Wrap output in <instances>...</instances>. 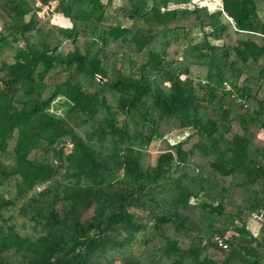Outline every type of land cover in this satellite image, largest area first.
Segmentation results:
<instances>
[{
    "label": "trees",
    "instance_id": "1",
    "mask_svg": "<svg viewBox=\"0 0 264 264\" xmlns=\"http://www.w3.org/2000/svg\"><path fill=\"white\" fill-rule=\"evenodd\" d=\"M218 1L0 0V264H264V0Z\"/></svg>",
    "mask_w": 264,
    "mask_h": 264
},
{
    "label": "rangeland",
    "instance_id": "2",
    "mask_svg": "<svg viewBox=\"0 0 264 264\" xmlns=\"http://www.w3.org/2000/svg\"><path fill=\"white\" fill-rule=\"evenodd\" d=\"M122 3H123V0H111V6L106 9L105 15L106 16H111L113 14V9L118 7V6H120ZM191 5H196L197 7H205V9L208 12H214V11L218 10L219 7H220V3H219L218 0H189V4L186 5V7L187 6H191ZM169 7L171 8V6H169ZM57 9H58V1H55V2L50 3L48 6L40 7L37 10L36 14L40 18H42L46 22H48L50 25H55V26H58V27H67V26H69L68 21H66L59 14ZM258 15L262 17L264 15L263 10L262 11H258ZM121 25L124 26V27H128L130 25V21L122 19L121 20ZM136 26H138V25H136ZM189 37L192 38L193 43H197V42L200 41L199 33L197 32V30H193L189 34ZM207 41L212 46H220L222 44V40L214 41L212 39H207ZM82 47L83 46L81 45L80 46V50L82 49ZM71 50H72V47L69 44V42H67V41L63 42L60 45V47H59V51L62 54H65L66 52H69ZM262 75H264V73ZM259 91H260L261 96H264V83L259 87ZM53 105L55 106V101H54ZM53 105L51 106V108L49 110L52 111L55 115H61V111H60L61 109L57 108V107L55 108ZM261 131L258 132L257 137L259 139H264V132H261ZM166 138H167L168 142H170V143L172 142V137L171 136H168V137L166 136ZM160 146H162V145H160V144H158L157 146L154 145L153 147H150L147 150V152L145 153V162H144V164H146V165L150 164L151 165L153 163L152 160H153V157H154V154H155V150L156 149H161ZM40 188L41 187H38L37 189H35V191H38ZM246 224H247L246 228L249 231L253 232V230H256V231L259 230V227H258L257 223H255V222H253L251 220H248L246 222Z\"/></svg>",
    "mask_w": 264,
    "mask_h": 264
},
{
    "label": "built area",
    "instance_id": "3",
    "mask_svg": "<svg viewBox=\"0 0 264 264\" xmlns=\"http://www.w3.org/2000/svg\"><path fill=\"white\" fill-rule=\"evenodd\" d=\"M249 220L257 223L258 226L264 225V212L262 210H258L250 216Z\"/></svg>",
    "mask_w": 264,
    "mask_h": 264
},
{
    "label": "crops",
    "instance_id": "4",
    "mask_svg": "<svg viewBox=\"0 0 264 264\" xmlns=\"http://www.w3.org/2000/svg\"><path fill=\"white\" fill-rule=\"evenodd\" d=\"M249 232H250L251 235L254 236V237L257 236V234H258V231H256V230H253V232H252V231H249ZM256 233H257V234H256Z\"/></svg>",
    "mask_w": 264,
    "mask_h": 264
}]
</instances>
